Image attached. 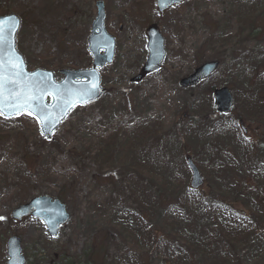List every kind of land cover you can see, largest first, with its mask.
Masks as SVG:
<instances>
[{
	"label": "rangeland",
	"instance_id": "374dc122",
	"mask_svg": "<svg viewBox=\"0 0 264 264\" xmlns=\"http://www.w3.org/2000/svg\"><path fill=\"white\" fill-rule=\"evenodd\" d=\"M96 1L115 39L113 62L99 71L104 95L74 109L52 143L30 116H0V264L12 236L25 264H85L92 249L96 264H264V0H185L162 14L155 0H0V15L21 20L15 45L28 71L60 81L61 69L88 67ZM149 24L166 56L132 84ZM208 61L219 62L209 80L179 87ZM211 88L230 91L229 115L215 112ZM185 155L201 167L195 191ZM41 195L70 215L53 239L39 220L10 216ZM248 228L230 247L213 241L216 253L202 245Z\"/></svg>",
	"mask_w": 264,
	"mask_h": 264
},
{
	"label": "water",
	"instance_id": "95a60500",
	"mask_svg": "<svg viewBox=\"0 0 264 264\" xmlns=\"http://www.w3.org/2000/svg\"><path fill=\"white\" fill-rule=\"evenodd\" d=\"M184 0H156V8L163 13L172 6L179 5ZM97 15L92 23L91 33L88 37V52L91 55V67L83 70H61L63 76L56 82L54 75L49 71L26 70L22 56L15 49V36L20 27V20L15 15L0 17V26L3 28V42H0V64L3 65V73L6 77L3 89V108L6 119L14 118L23 114L32 117L39 125L40 134L46 141L52 140V134L60 124L68 117L70 112L77 106H85L98 100L104 94L101 87L98 69H102L112 63L114 58V39L107 35L103 27L104 13L101 2L96 3ZM148 53L140 72L131 79L132 83L140 82L148 74L160 69L164 58L165 50L163 39L154 25L147 28ZM102 51V53H100ZM10 62L19 64V75L13 77L17 83L7 82L16 71L10 67ZM218 68V62L210 61L201 64L187 77L179 81L182 89L195 87L200 82L208 79ZM31 95L36 97L32 101V107L17 112L10 105L14 103L17 94ZM214 106L218 113L228 114L233 106V99L226 88L213 91ZM187 167L191 172L190 188L198 189L202 185V179L197 168L190 159L187 160ZM32 216L44 224L45 231L49 238L56 237L59 228L69 221V214L65 206L57 199L47 196H40L30 200L27 204L21 205L11 212L12 219L20 222L24 218ZM8 261L7 264H24L21 256L20 240L11 237L6 243Z\"/></svg>",
	"mask_w": 264,
	"mask_h": 264
},
{
	"label": "trees",
	"instance_id": "16d2710c",
	"mask_svg": "<svg viewBox=\"0 0 264 264\" xmlns=\"http://www.w3.org/2000/svg\"><path fill=\"white\" fill-rule=\"evenodd\" d=\"M211 90L213 91L212 88H211ZM224 154H225V153H224ZM184 157H185L184 159H186V158H190V156H188V155H185ZM193 163L198 167V169H199V171H200L201 167H200L199 163H198V162H193ZM221 164H222V168L225 169L224 162H221ZM225 164H226V165H229V164H230L229 159H226ZM199 167H200V168H199ZM222 168H220V169H222ZM157 204H159V202H158ZM141 218H143V217H141ZM248 230H249V228H248V229H244V230H239V231H234V230H229V231H228V230H222V231H221V236H220V237H219L218 235H212V234H211V235H209V237L203 238V239L201 240V242H202V245H203L204 247H208L209 249L213 250V252L216 253V250L219 251L218 241L215 242V243H214L213 241H216L218 238L227 239L228 242H227L226 245H228V246L230 247L231 245H230L229 242H232V240H236L237 243H238V242H242V241H244L245 238H246V234H247V231H248ZM148 236L151 238L152 245H155V247H156L157 249H159V246H158V237H157L156 235H154V237H151V234H150V233H148ZM94 251H95V250L92 249V253H93ZM92 253H91V255L88 254V255H90V258H89L88 255H87V259H88V260L85 261V264H96V263H95V260L92 259ZM93 255H94V254H93Z\"/></svg>",
	"mask_w": 264,
	"mask_h": 264
},
{
	"label": "snow or ice",
	"instance_id": "6c2138e0",
	"mask_svg": "<svg viewBox=\"0 0 264 264\" xmlns=\"http://www.w3.org/2000/svg\"><path fill=\"white\" fill-rule=\"evenodd\" d=\"M0 42H3V28L0 26ZM10 67L13 69H16L15 72L12 73V77L7 78V82L11 84H16L17 81L13 78L17 75H19V64L17 62H10ZM5 79L3 73V65L0 64V104L3 103V89L5 87ZM22 94H17L14 98V103L10 106L15 108L17 112L22 111L25 108H31L32 107V101L36 99V97H33L31 95H23V99H21ZM4 115L3 108L0 107V116ZM0 219H3L0 217Z\"/></svg>",
	"mask_w": 264,
	"mask_h": 264
},
{
	"label": "flooded vegetation",
	"instance_id": "af4514ba",
	"mask_svg": "<svg viewBox=\"0 0 264 264\" xmlns=\"http://www.w3.org/2000/svg\"><path fill=\"white\" fill-rule=\"evenodd\" d=\"M56 260L53 261V263H50V264H57L58 263V259L57 257L55 258Z\"/></svg>",
	"mask_w": 264,
	"mask_h": 264
}]
</instances>
